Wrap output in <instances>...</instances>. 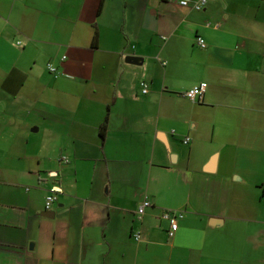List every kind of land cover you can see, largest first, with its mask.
<instances>
[{
    "label": "crops",
    "instance_id": "obj_1",
    "mask_svg": "<svg viewBox=\"0 0 264 264\" xmlns=\"http://www.w3.org/2000/svg\"><path fill=\"white\" fill-rule=\"evenodd\" d=\"M0 264H264V0H0Z\"/></svg>",
    "mask_w": 264,
    "mask_h": 264
},
{
    "label": "built area",
    "instance_id": "obj_2",
    "mask_svg": "<svg viewBox=\"0 0 264 264\" xmlns=\"http://www.w3.org/2000/svg\"><path fill=\"white\" fill-rule=\"evenodd\" d=\"M170 2H174L177 3L181 6H185V7H190L194 10H202L210 1L213 0H169ZM197 43L202 47H206L207 43L205 41V39L202 36H197ZM49 69L51 72H57V68L55 66H53L52 64L48 65ZM141 87H142V92L143 93H147L149 90V85L146 81H143L141 83ZM207 89V82H201L199 84H197L196 86H194L193 88L189 89L188 91L184 92V96L196 101V100H201L203 99V96L206 92ZM189 137H186L184 139L185 143L189 142ZM66 162H68L67 158H64ZM50 176H56L57 172H50L49 173ZM62 189L58 186H54L51 188L49 194L47 195L46 198V209H51L53 204L56 202L57 200V194L59 192H61ZM151 203L148 200H145L140 207L138 208L137 213L139 214V216L143 215L146 207L150 206ZM184 214L182 211H176V210H166L163 215L162 218L164 220H166L168 222V228H167V233L168 236L170 238L174 237L175 234L177 233V231L179 230V221L181 218H183ZM134 237L136 240L140 239V234L138 232H136L134 234Z\"/></svg>",
    "mask_w": 264,
    "mask_h": 264
},
{
    "label": "water",
    "instance_id": "obj_3",
    "mask_svg": "<svg viewBox=\"0 0 264 264\" xmlns=\"http://www.w3.org/2000/svg\"><path fill=\"white\" fill-rule=\"evenodd\" d=\"M147 20L148 22H152V17L150 15V13L148 14V17H147ZM147 27H150V28H153V24H150L148 25ZM127 61L129 62H133V63H139L141 61V58L137 57V56H129L127 58ZM45 216H48V217H53L54 216V213L53 212H45L43 213Z\"/></svg>",
    "mask_w": 264,
    "mask_h": 264
},
{
    "label": "trees",
    "instance_id": "obj_4",
    "mask_svg": "<svg viewBox=\"0 0 264 264\" xmlns=\"http://www.w3.org/2000/svg\"><path fill=\"white\" fill-rule=\"evenodd\" d=\"M105 130H106V123H104L101 128H100V133H101V136L104 137V134H105Z\"/></svg>",
    "mask_w": 264,
    "mask_h": 264
},
{
    "label": "rangeland",
    "instance_id": "obj_5",
    "mask_svg": "<svg viewBox=\"0 0 264 264\" xmlns=\"http://www.w3.org/2000/svg\"><path fill=\"white\" fill-rule=\"evenodd\" d=\"M210 24V23H209Z\"/></svg>",
    "mask_w": 264,
    "mask_h": 264
}]
</instances>
